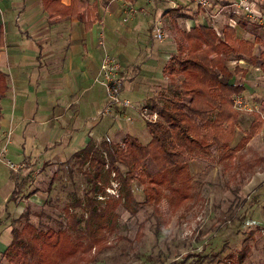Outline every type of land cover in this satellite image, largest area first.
Here are the masks:
<instances>
[{"label": "crops", "instance_id": "obj_1", "mask_svg": "<svg viewBox=\"0 0 264 264\" xmlns=\"http://www.w3.org/2000/svg\"><path fill=\"white\" fill-rule=\"evenodd\" d=\"M62 1L66 5L71 2ZM85 1V20L91 21L87 27L84 21L72 18L50 21L40 0H0V70L7 83L5 95L0 99V150L4 149L0 156V206L4 204L5 210L10 202L14 203L12 212L21 208L17 202H7L15 189L11 172L31 184L39 174L56 175L61 166L74 159L73 154L88 144L95 148L103 143L114 144L127 134L141 141L135 129H118L114 114L120 115L128 107H115L110 113H103L107 97L99 81L100 62L105 52L116 57L120 64L122 96L143 109L160 105L161 96L169 94L172 88L163 67L176 53L178 30L200 24L221 30L228 24L235 28L239 38L264 39V22H252L236 14L232 5L235 0H211L207 8L193 0ZM263 1L257 2L260 10H264L259 5ZM125 4L138 9L126 21L123 20ZM147 15H150L148 19ZM157 22L163 29L160 40L152 32ZM142 33L146 36L143 48L139 46L142 51L135 54L134 39ZM258 48L261 47L254 46V54ZM237 60L245 63L239 74L242 79L237 83L244 86L243 100L247 99L248 92H253V100L257 99L263 107V75L247 59ZM249 116L250 112L241 111L237 121ZM128 122L132 123L133 119L129 118ZM263 133L264 123L256 135ZM6 160L18 165V169H11ZM263 177L264 169L253 175L252 185ZM50 192L37 190L25 201L35 203L37 194L45 198ZM9 238L0 241V257Z\"/></svg>", "mask_w": 264, "mask_h": 264}, {"label": "trees", "instance_id": "obj_2", "mask_svg": "<svg viewBox=\"0 0 264 264\" xmlns=\"http://www.w3.org/2000/svg\"><path fill=\"white\" fill-rule=\"evenodd\" d=\"M40 4L50 21L72 18L84 21L86 27L91 23L85 20V0H71L67 5L62 0H40ZM239 22L244 25L237 20ZM175 42L176 53L163 67L172 88L169 94L161 96L160 105L143 107L158 114L156 121L144 118L149 141L142 143L127 134L119 144L103 143L98 148L88 144L73 154L72 158L82 163L88 161L90 165L86 174L91 181L85 193L86 205L75 202L86 213V218L68 208L70 231L68 228L37 230L29 223L21 230L13 228L11 240L2 253L5 264H98L95 256L105 246L106 231L115 230V210L119 206L135 214L137 210L133 206L159 205L166 194L174 208L191 202L198 194L189 171L192 159L212 161L217 148L223 152L221 159L232 160L248 139L260 130L262 119L257 112H252L244 136L230 145L239 115L232 99L234 95H241L244 86L231 82L233 75L241 70L236 65L230 70L226 62L231 57L247 59L250 65L258 67L264 77V39L257 36L239 38L235 28L228 24L221 30L200 24L188 30H178ZM255 45L261 47L257 54L253 53ZM6 90L5 75L0 70V99ZM148 160L157 168L155 174L147 169ZM118 162L125 172L116 166ZM112 173L114 176H111ZM109 176L111 181L117 180L118 198L109 197L104 187L109 182ZM10 177L15 189L7 202L18 203L26 195L24 190L28 180L19 179V174L15 172H11ZM135 180L142 186L143 202H137L130 189ZM47 190L49 193L51 186ZM97 192L102 199L97 197ZM30 195L28 193L26 197ZM22 214L24 217L26 212ZM81 222L83 230L76 227ZM71 230L75 233L72 234ZM244 255V252L240 253L238 261ZM144 257L148 258V255L138 252L135 259Z\"/></svg>", "mask_w": 264, "mask_h": 264}, {"label": "rangeland", "instance_id": "obj_3", "mask_svg": "<svg viewBox=\"0 0 264 264\" xmlns=\"http://www.w3.org/2000/svg\"><path fill=\"white\" fill-rule=\"evenodd\" d=\"M259 5L264 8V1L259 2ZM148 16L150 15L146 16L147 19ZM145 37L144 33L135 36L133 46L135 54L142 51V41ZM153 44L155 46L156 42ZM226 64L230 70H233L235 65L241 70L234 74L236 77L231 80L234 84L239 83L242 79L239 74L243 71L241 66L245 63L231 57ZM252 93L246 94L247 99L244 102L252 108H254L251 105L252 101L256 103L257 107L252 112L258 113L262 119V127L264 105L263 107L258 105L257 99L253 100ZM140 109L132 104L125 112L114 115L118 118V129L121 131L135 129L141 141L145 143L149 133L144 123L145 111ZM128 117L133 119L132 123L128 122ZM251 118L252 116H249L236 121L231 146L244 136ZM255 135L248 139L246 145L232 160L221 159L223 152L217 148L214 149L215 158L212 161L192 159L189 171L198 194L191 202L174 208L166 194L159 205L133 206L137 210L135 214H132L130 209L119 206L115 210L117 216L115 230L106 231L105 246L95 256L96 263L264 264V179H259L252 185L253 175L264 169V133ZM248 142L250 143L247 145ZM3 154L4 149H1L0 156ZM116 166L121 172L126 171L119 162ZM146 167L152 174L157 172V168L150 160L146 162ZM89 170L88 161L82 163L75 158L61 166L55 176L48 173L33 177L31 184H26L28 185L24 190L26 195L18 201L21 205L19 211L12 212L13 202L7 204L8 212L4 204H1L0 241L8 237L11 240V230L13 228L21 230L27 223L37 230L68 228L70 231L68 208L79 216L85 217L86 214L82 212L80 206L75 205V202L80 201V205H86L85 193L91 184L86 175ZM111 176H114V173ZM111 176L104 187L110 194L109 197L118 198L120 191L117 180L111 181ZM48 186H51V192L45 198H40V194H37L35 203L25 201L28 193H31V196L37 190L44 193L48 191ZM130 189L137 202L144 201L142 186L138 181H133ZM97 197L102 199L98 192ZM24 212L26 214L22 217L21 214ZM72 212L70 214H73ZM76 227L83 230L84 224L81 222ZM71 233L75 232L71 230ZM138 252L148 255V258L135 259ZM242 252L245 255L238 261ZM5 263L6 260L1 255L0 264Z\"/></svg>", "mask_w": 264, "mask_h": 264}, {"label": "built area", "instance_id": "obj_4", "mask_svg": "<svg viewBox=\"0 0 264 264\" xmlns=\"http://www.w3.org/2000/svg\"><path fill=\"white\" fill-rule=\"evenodd\" d=\"M152 1V0H148ZM198 6L207 8L211 4V0H193ZM258 0H235L232 5L236 14H241L249 21L263 23L264 22V10H260L257 5ZM123 20L126 21L130 16H135L138 13V9L132 4H125L123 8ZM153 35L156 39H162L163 29L159 22L155 23L152 28ZM122 81L123 77L120 74V64L116 57L105 52L100 62V84L103 86L107 102L103 110L104 114L110 113L115 107H131L132 103L121 96L122 93ZM233 107L238 111H254L256 107L252 108L245 104L241 95L233 96ZM145 113L143 115L146 119L156 121L158 114L156 111H150L143 108ZM142 110V111H143ZM129 120V118H128ZM9 167L13 170L18 169V165L8 161Z\"/></svg>", "mask_w": 264, "mask_h": 264}]
</instances>
